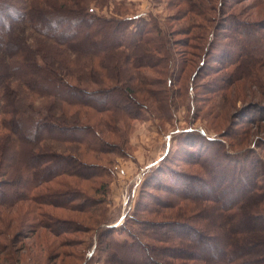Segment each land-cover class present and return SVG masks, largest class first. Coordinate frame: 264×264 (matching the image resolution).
I'll return each mask as SVG.
<instances>
[{
	"label": "trees",
	"instance_id": "obj_1",
	"mask_svg": "<svg viewBox=\"0 0 264 264\" xmlns=\"http://www.w3.org/2000/svg\"><path fill=\"white\" fill-rule=\"evenodd\" d=\"M86 1L0 0V27L13 21L10 28L5 27V30L0 31V239L10 235V230L3 225L17 220L12 210L18 204L27 207L22 221L26 220V216L27 220L34 218L36 230L54 232L57 225L62 224L54 213L81 212L96 216V219L102 218L103 213L104 220L99 222L97 219L96 227L107 223L109 194L115 176L111 167L113 158L110 157L132 158L124 148L128 138L120 119L122 116L141 119L148 111L146 104L137 100L132 90L116 89L115 93L120 98L106 100L102 95L108 94L107 90H94L91 86L100 81V71L108 78L115 71L130 82L139 80L141 84L154 86V79L139 73V69L153 68L154 60H157L156 57L140 55L143 47H151L148 51L158 56L160 53L167 58L173 55L169 49L171 41L166 33L159 38V31L160 34L154 37L149 28L140 23H133L132 27L129 20L98 17ZM96 1L101 6L116 3L115 0ZM199 1L194 0L196 6L188 13L207 21L209 9L205 5L201 6ZM222 3L223 0H220V8H225ZM65 19L74 22L72 29L62 24ZM254 23L248 22L247 26L257 28L258 25ZM246 29L243 30L237 23L230 28L235 39L240 36L243 38ZM252 34L251 38L245 39L244 44L257 55L256 50L263 49L264 42L260 37H254L258 32L253 31ZM153 40L160 41L163 47L154 45L156 43ZM123 48L124 51H120ZM149 93L154 94L151 89H148ZM88 110L106 116L101 129L105 128L116 141L107 139L97 123L92 124L78 117V114ZM112 113L115 116L108 119L107 115ZM205 137L202 132H183L186 143L196 149H199ZM219 143L218 149L212 146L209 149L218 154L221 160L227 161L225 166L221 163L223 168L207 170L205 177L192 180L190 174L169 170L171 174L167 175L168 180L177 186L163 184L165 189H161L165 194L173 190L174 202L188 200L213 203V207H203L201 210L208 221L206 228L195 226L193 218L189 216L183 222L166 225L174 229L175 239L171 248L160 246L161 243H169V236L155 230L152 237L154 254L167 251L166 257L154 256L153 260L146 256L149 260L147 264L152 260V264H169L171 260L177 259L184 261V264L186 261L199 264H245L242 256L246 245L238 237H244L248 242L264 235V229H252L248 220L246 224L241 220L240 202L234 200L247 199L252 194L248 190L251 180L255 182L259 179L255 166H252L254 160H246V152L226 151L224 143ZM228 145L236 147V144ZM217 156L207 160L213 165L218 164ZM89 158H94V162H89ZM244 159L246 162L240 163ZM149 168L151 166L147 170ZM235 181L243 188L239 186V189L231 190ZM79 182H90V191L94 196L84 190ZM157 183L156 186L162 184L161 180ZM200 193L206 197H199ZM258 195L256 206L264 207V187ZM163 205L159 204L160 207ZM88 219L94 220L92 217ZM70 223H76V226L65 232H78V222L73 220ZM135 224L139 225V222ZM105 229L106 233L113 235L116 228ZM140 232H130L129 239L122 242L113 238L114 243L116 246L129 247L133 253L143 251L145 248ZM96 237L97 250L100 231ZM3 249L9 250L6 257L9 255L14 259L13 263L18 264L13 250L5 249L0 244V251ZM102 250L104 253L109 251L107 246ZM65 255L67 258L68 254ZM115 255L119 256L118 253Z\"/></svg>",
	"mask_w": 264,
	"mask_h": 264
},
{
	"label": "rangeland",
	"instance_id": "obj_2",
	"mask_svg": "<svg viewBox=\"0 0 264 264\" xmlns=\"http://www.w3.org/2000/svg\"><path fill=\"white\" fill-rule=\"evenodd\" d=\"M115 1L116 3H108L107 6H101L96 0H87L86 3L98 17L129 20L131 25L140 23L149 28L154 37L160 34L159 31V38L166 33L171 41L169 49L173 55L171 58L163 53L158 56L148 51L151 47H143L140 55L156 57L157 60H154L153 68L139 69V73L154 79V86L141 84L139 80L130 82L127 77L124 78V75L115 71L108 78L100 71V81L91 86L92 89L107 90L108 94L102 95L106 100L120 98L115 93L116 89L132 90L135 98L146 104L148 111L141 119L120 117L128 138L124 148L132 158L110 157L113 158L111 167L115 176L109 194L107 223L98 228L96 216H87L81 212L54 213L62 223L57 225L54 232L36 230L34 218L27 220L26 216V220L22 221L27 207L18 204L12 210L17 220L3 225L10 230V235L0 239V244L5 249H12L16 254L18 264H147L149 260L146 256L150 259L154 256L166 257L167 251L154 254V232L169 236V243H161L160 246L171 248L175 239L174 229L166 225L183 222L189 216L193 218L195 226L206 228L208 221L201 210L214 205L207 201L174 202L176 199L172 195L173 190L165 194L161 190L165 189L162 185L177 186L168 180L167 175L171 174L169 170L190 174L192 180L195 177H205L207 170L223 168L227 161L221 160L218 154L209 149V146L218 149L219 142L224 143L226 151L246 152V160H254L252 166H255L259 179L255 182L251 180L248 190L252 194L247 199L234 200L240 202V218L245 224L248 220L250 228L264 229V207L256 206L260 189L264 187V44L263 49L256 50L257 55L244 44L246 38L252 37L253 31L258 32L254 37H260L264 42V19H261L264 18V0H223L225 8H220V0H200V5L209 9L207 21L199 16L189 15V10L196 6L194 0ZM248 22H256L254 25L258 27L247 26ZM73 23L69 19L62 22L68 29L73 28ZM234 23L242 26L243 30L247 28L243 38L240 36L235 39L230 30ZM12 24L13 21H10L5 27L10 28ZM5 27H0V31L5 30ZM153 41L156 43L154 45L163 47L160 41ZM148 89L153 90L154 94H148ZM83 113L78 114L80 119L97 123L102 128L106 116L89 110ZM114 114L107 115L108 119ZM190 130L202 132L206 136L199 149L190 147L183 138V132ZM101 131L107 139L116 141L105 128ZM207 138L214 141L207 143ZM228 144H236V147L231 148ZM216 156L220 162L218 164L213 165L207 160ZM91 160L94 162L95 159H88L89 162ZM160 180L162 184L156 186ZM79 183L94 196L90 191V182ZM239 186L241 185H237L235 181L230 189L236 190ZM174 188L181 191L178 187ZM111 196L115 202H111ZM200 196L206 197L203 193ZM161 203L164 204L162 207L159 206ZM34 212L31 213L32 217ZM102 215L99 222L104 220V214ZM90 217L94 220H89ZM73 220L78 222L76 229L79 231L66 233L68 228L76 226V223H70ZM135 222H139V225ZM106 227H115L114 234L106 233ZM99 231V249L96 250V235ZM136 231H141L140 237L144 245L141 246L145 248L143 251L133 253L129 247L115 245L114 239L119 242L128 240L130 232L133 234ZM238 238L246 245L242 256L245 264H264V235L248 242L244 237ZM232 241L234 243L233 239ZM106 246L109 251L101 252ZM8 252L9 250L4 249L0 251V264L14 262L9 255L6 257ZM114 253L119 256H113ZM65 254H68L67 258ZM92 254L93 257L90 258ZM153 260L150 264L154 263ZM169 264H184V261L171 260ZM186 264L199 263L186 261Z\"/></svg>",
	"mask_w": 264,
	"mask_h": 264
},
{
	"label": "crops",
	"instance_id": "obj_3",
	"mask_svg": "<svg viewBox=\"0 0 264 264\" xmlns=\"http://www.w3.org/2000/svg\"><path fill=\"white\" fill-rule=\"evenodd\" d=\"M110 200H111V202H115V201H114V198L112 199V196H111Z\"/></svg>",
	"mask_w": 264,
	"mask_h": 264
}]
</instances>
